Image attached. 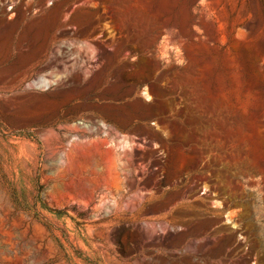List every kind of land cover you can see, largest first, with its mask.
Here are the masks:
<instances>
[{"label": "rangeland", "instance_id": "obj_1", "mask_svg": "<svg viewBox=\"0 0 264 264\" xmlns=\"http://www.w3.org/2000/svg\"><path fill=\"white\" fill-rule=\"evenodd\" d=\"M0 264H264V0H0Z\"/></svg>", "mask_w": 264, "mask_h": 264}]
</instances>
